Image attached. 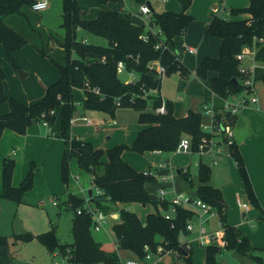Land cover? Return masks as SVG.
I'll use <instances>...</instances> for the list:
<instances>
[{
    "label": "trees",
    "instance_id": "16d2710c",
    "mask_svg": "<svg viewBox=\"0 0 264 264\" xmlns=\"http://www.w3.org/2000/svg\"><path fill=\"white\" fill-rule=\"evenodd\" d=\"M35 1L0 0V42L11 59L12 52L31 43L58 68L60 78L46 88L42 99L27 105L7 94L4 85L6 74L0 64V106L8 102L11 108L0 115V139L6 129L25 134L28 127L36 121H46L53 126L57 119L56 108L61 107V128L55 135L65 141L61 161L62 182L69 185L71 165L75 159L78 166L91 176L93 187L98 188L101 193L94 191L91 198L68 193L66 207L75 210L72 243H65L57 236L54 224L45 232L17 233L14 238L26 242L36 239L51 253L58 251L63 256L68 255L72 264H122L117 250H107L94 239L91 228L95 223L85 208L89 202L95 209L110 213L111 205H122L116 208L119 221L112 225L117 248L130 250L141 260L147 259L149 252L156 255L175 250L186 264H194L192 249L181 243L180 235L188 232L187 224L195 218V213L185 206H178L174 217L167 219L165 213L171 208V202L166 199L152 201L145 186L146 182L155 180V174L137 170L122 157L125 149L139 153H172L177 150L184 136L190 138L191 151L197 152L202 137H211L202 128V112L191 110L186 116L178 117L174 113L173 103L168 101V112L158 114L154 108L161 104V97L153 94L144 97L151 89L160 91L162 87L163 78L155 80L149 75L148 64L152 60L160 59L166 67L167 76L174 73H180L184 77L190 75V69L169 45L194 20L187 12L193 0H180V12L155 11L149 28L135 23L126 9L104 7L115 0H96L101 8L93 19L85 16L79 0H62L63 35L42 24V13L33 9ZM136 1L143 3L146 0ZM231 11L235 15L248 14L249 18L229 19L215 15L204 37L222 38L219 54L216 57H204L195 71L198 77L210 79L214 95L208 97L206 103L213 102L215 120L218 122L228 114L224 110L225 100L239 95L244 89L246 74L240 71L241 61L237 55L245 47H256L255 59L259 66L254 80L264 81V0H250L249 6L232 8ZM154 26L159 27L158 32L153 31ZM79 29L107 40V44L85 42L84 38L77 37ZM145 35L147 39L144 38ZM158 44L159 48L156 47ZM120 60L124 61L128 70L139 75L136 80L126 82L121 78L117 71ZM212 72L215 75L210 78ZM76 88L85 90V108L114 115L119 106L133 107L139 112V122L146 126L138 132L131 145L119 144L106 151L95 148L90 142L72 134V118L77 109L74 99ZM151 100L153 110H148ZM229 147L237 162L248 198L254 205L260 206L237 143L233 142ZM105 156L107 160H104ZM15 167L16 161L10 157H5L0 164V197L21 203L24 194L34 184L36 166L31 163L28 174L17 186L13 183ZM197 170L200 180L198 197L219 215L225 228V249L250 256L258 264H264V248H261L262 254H259L258 249L239 228L227 223L226 202L222 191L210 183L211 165L200 161ZM178 172L192 183L190 167L179 168ZM133 203H153L157 208L143 221L127 207ZM80 208L82 212L78 213ZM7 245L8 237L0 234V247ZM160 246L163 247L161 253ZM222 249L218 242L207 245L206 264H220L218 256Z\"/></svg>",
    "mask_w": 264,
    "mask_h": 264
},
{
    "label": "crops",
    "instance_id": "0c3cea01",
    "mask_svg": "<svg viewBox=\"0 0 264 264\" xmlns=\"http://www.w3.org/2000/svg\"><path fill=\"white\" fill-rule=\"evenodd\" d=\"M146 1L150 5L152 15L155 11L170 10L180 12L182 10L180 0H158V5H153L152 0ZM79 2L85 10L87 18L93 19L97 16L101 5L96 0H79ZM249 4L250 0L192 1L187 12L194 17V20L187 30L175 37L169 45L170 49L190 69L191 73L186 77L180 73L167 76L169 78H165L159 93L166 102L171 101L173 103L176 116H186L188 112L193 110L202 112V123H211L212 117L203 111L207 98L214 95L210 88V79L198 77L195 71L204 57L218 56L223 40L217 36L205 39L204 35L215 15L229 19L249 18L248 14L235 15L231 11L232 8H245ZM140 6L141 3L138 4L136 0H115L104 5L107 9L128 10L135 23L146 25L149 28L152 15L146 18L144 15L139 14ZM152 29L154 32L159 31L158 26H154ZM82 38L90 42L85 36ZM189 47L194 48L196 51H190ZM245 60L248 61H246L248 65L244 63L243 65L250 68L252 64L251 58L247 57ZM0 64L6 74L4 85L7 94L27 105L42 99L46 93V88L60 78L58 68L31 43L12 52L11 59L5 46L0 42ZM20 68L26 72L24 78L18 76L17 70ZM214 75L212 72L210 78ZM254 86L258 101L240 108L233 122V141L237 143L244 158L260 206L254 205L248 198L244 181L237 162L230 151L229 143L224 141L218 134H215L214 141L216 144L211 152L198 153L191 150H178L177 148L172 153L161 151L139 153L125 149L122 157L139 171H150L153 174L156 172L155 180L145 184L150 195L154 194L156 196V199L153 200L156 202L161 199V189L166 191L165 199L169 202H171L175 194L179 193L197 198L198 186L200 185L197 170L198 164L203 161L211 165L212 179L210 183L222 191L226 202L227 223L239 228L241 233L250 240V243L258 249L257 252L262 254L261 248H264V81L257 80ZM152 94L156 95V93ZM85 98L84 89L76 88L74 90L75 103L76 105L79 103L81 110L74 114L72 118V134L90 142L95 148H102L106 151L119 144L131 145L138 132L146 126L139 122V112L135 118L129 119L121 116V120L118 121V108L114 115L100 110H90L84 106ZM149 105L153 108L152 100ZM10 109V104L6 102L0 106V115L10 111ZM56 115L57 119L53 126H46L42 124L43 122L36 121L28 127L25 134L6 129L0 139V164H2L5 157L13 158L16 161L13 176L14 185H19L26 177L31 163H35L37 167V169L35 167L34 186L24 194L22 203L16 205L0 197V234L8 237V245L0 247V264H24L27 262L28 254L25 250L31 242L21 243V241H16L12 236L13 232L18 231L16 219L21 205H24V207L43 205L46 200H52V196L59 194L62 186L64 192L72 193L71 190H67L69 187L62 182L61 177V161L65 141L55 135L61 128V107L56 108ZM205 115L207 118H204ZM82 116L91 118L94 124L86 123L81 118ZM225 143L228 147L226 153L223 148ZM104 160H107V156L104 157ZM154 165L156 169H152ZM187 167H190L192 173V183L188 182L178 172L179 168ZM161 169H168V174L161 175ZM89 178L93 185L90 175ZM91 189L94 192V187ZM84 193L85 191L83 190ZM88 193L81 197L91 198ZM74 194L78 195L75 192ZM243 203L247 204V209L242 207L241 204ZM148 204L133 203L127 207L136 212L145 221L146 216L155 212L157 208L152 203V210H149ZM92 206L94 205L92 204ZM118 207L111 205L110 213L105 212L106 216L114 218V223L119 221V214L116 209ZM194 220L196 221L197 219L194 218ZM204 221L209 230L223 229L219 215L215 211L211 215H206ZM182 234L185 235V239L181 240L180 238V241L185 246L187 244L190 245L189 248L192 249L194 264H206V246L202 245L198 240L197 232L188 231ZM193 239H196L204 248L198 249L192 245ZM115 244L116 249V240ZM116 250L122 262L137 258V255L130 250L119 248ZM169 252H172L175 256L172 255L173 257L165 264H186V261L175 250H168L163 253L160 251L161 254H152L149 259H144L143 262L144 264H163L158 263V261L163 259V256ZM42 256H44L43 253ZM154 256L158 258L155 260L153 259ZM218 258L220 264H258L250 256L225 248L222 249Z\"/></svg>",
    "mask_w": 264,
    "mask_h": 264
},
{
    "label": "built area",
    "instance_id": "2783aa9c",
    "mask_svg": "<svg viewBox=\"0 0 264 264\" xmlns=\"http://www.w3.org/2000/svg\"><path fill=\"white\" fill-rule=\"evenodd\" d=\"M165 1V0H163ZM50 3V0H36L33 4V9L36 11H42L48 7ZM139 14L144 15L146 18H149V16L152 15L150 5L147 1H144L140 6V12ZM145 39H147V36H144ZM263 41V39H260ZM86 42V40H85ZM157 48L160 47V44L156 46ZM189 50L194 52L196 51L194 48L189 47ZM255 53H256V47H245L242 52H240L237 55V58L241 61L240 71L244 74H246V78L243 80V91L236 97L228 98L225 100L224 104V110L226 113H228L224 119L221 122H218L215 120V111L213 108V102L206 103L203 106V111L207 114H210L212 117V121L209 124L202 123V128L205 132H208L211 134V137L208 138L206 136L202 137V142L199 146L198 153H204V152H211L214 148V145L216 144L214 141L215 134H218L222 137V139L229 144L233 143V122L234 118L239 112L240 108L249 104V103H256L258 101V96L255 91V80L254 75L256 68L259 66L255 59ZM249 57L252 60L251 67H247L243 65V62L245 59ZM149 71L158 75V77H165L166 76V67L161 63L160 59L152 60L148 64ZM117 71L119 75L121 74H129V78H127L125 81H133L138 78V74L133 70H128L124 61L120 60L117 64ZM152 93H156V95H159L160 91L158 89H151L150 91L146 92L144 97H147L151 95ZM160 96V95H159ZM161 97V96H160ZM119 104V103H118ZM155 112L158 114H166L168 112V106L166 100L164 98H161V104L155 108ZM86 123L88 124H94L93 120L87 116L81 117ZM44 125H49L46 121H43ZM178 150H191V144H190V138L185 136L182 138ZM94 191L99 194L101 191L98 188L94 187ZM166 191L164 189H161L160 196L161 199H165ZM54 204H58V199L56 197L52 198ZM244 209H247V204L243 203L241 204ZM178 206H185L189 209H191L195 213V218L191 219L190 222L187 224V230L188 231H196L197 232V238L200 241V243L204 246L213 244L215 242H218L219 245L222 248H225L227 242L225 239V229L222 222L220 223L223 227V229L220 230H209L206 225L204 218L206 215H211L214 213L211 206L204 202L199 197L193 198L191 196H188L183 193L175 194V196L171 199V208L165 213V217L167 219H171L174 217L175 212L177 210ZM87 212H89L92 215V218L94 220V223L97 227H100L106 223V214L103 211H100L98 209H95L92 204L89 202L85 206ZM82 209H78V213H81ZM189 244L186 245L187 248H189ZM146 250H148V246H146ZM162 247H159V251H162ZM58 254L59 252L56 251ZM61 254V253H59ZM62 255V254H61ZM152 256V253H147L146 258H150ZM62 261H53L52 264H71L70 258L68 255L63 256ZM122 264H144L143 260L139 258L135 259H128L122 262Z\"/></svg>",
    "mask_w": 264,
    "mask_h": 264
},
{
    "label": "rangeland",
    "instance_id": "374dc122",
    "mask_svg": "<svg viewBox=\"0 0 264 264\" xmlns=\"http://www.w3.org/2000/svg\"><path fill=\"white\" fill-rule=\"evenodd\" d=\"M153 5H158V0H152ZM138 4H140L138 1H136ZM142 4V3H141ZM83 7V6H82ZM91 10H93L90 7ZM63 11V4L62 0H50L49 6L47 9L42 10L43 13L42 17V24L50 27L54 31H56L59 34H64V29L61 27L62 18L61 14ZM156 27V26H155ZM86 37L90 42L92 43H100V44H107V40L97 37L96 35L83 30L79 29L77 32V37L82 38ZM245 60L243 63L245 65H248V61ZM22 69V68H20ZM18 73V70H17ZM18 76L20 77L19 73ZM123 80H126L129 78V74H121L120 75ZM165 77L162 79V83L165 81ZM256 82V81H255ZM118 121L121 120V116L128 117L129 119L135 118L138 114V111L133 107H118ZM80 105L77 104V109L74 112V114H77L78 111H80ZM149 110H153L152 106L149 105ZM204 118H207L205 115ZM42 123V122H41ZM43 124V123H42ZM224 152L227 151V145L226 143L223 144ZM37 169V167H36ZM152 169H156V166H152ZM156 174V172H155ZM158 174V173H157ZM149 182V181H148ZM34 186V184H33ZM32 186V187H33ZM67 190H71L72 193H78V195H86L93 187L91 184V180L89 178V175L86 171L82 170L78 164L77 161L74 159L71 165V179L69 181ZM83 190L85 193L83 194ZM68 191L64 192L63 186L61 189V192L59 194L54 195L52 197H57L59 204H54L53 200H46L45 204L43 205H37V206H27L24 207V205H21L20 210H18L17 213V219H16V227L18 226L16 232H13L14 234L17 233H23V232H33V233H39L48 230L52 224L55 225L57 236L65 243H72L74 241V233H73V217L75 215V210L73 208H67L66 207V200ZM10 201V200H9ZM16 205H19L20 203L11 201ZM22 203V202H21ZM153 204L150 203L147 205L149 210H152ZM147 215V214H146ZM196 219V218H195ZM114 223V218L107 216L106 217V223L104 225L97 227L96 225H93L91 228L92 235L96 241H100L101 245L107 249V250H114L115 249V239L112 232V225ZM14 234L12 235L14 237ZM181 240L185 239V235L181 234ZM15 239V238H14ZM16 241H21V243H27L26 241H23L21 239H15ZM31 242L25 252L28 254L26 260L27 262L24 264H51L53 261H62L63 257L61 254H57L55 252H50L48 248L41 243L38 240H32L28 241ZM191 244V241H190ZM192 245L196 246L198 249H203L204 247L196 240L193 239ZM117 249V248H116ZM115 249V250H116ZM42 253L44 256H42ZM172 252H169L163 256L164 258L158 261V263H167L169 262V259L173 256ZM158 257L154 256L153 259H157ZM72 264V263H71ZM79 264H87V263H79ZM92 264H102V263H92Z\"/></svg>",
    "mask_w": 264,
    "mask_h": 264
},
{
    "label": "water",
    "instance_id": "95a60500",
    "mask_svg": "<svg viewBox=\"0 0 264 264\" xmlns=\"http://www.w3.org/2000/svg\"><path fill=\"white\" fill-rule=\"evenodd\" d=\"M18 73H19L20 77H22V78H24V76H26V72H24L22 69H19ZM149 75L151 77H153L155 80H157L159 78L158 75H156V74H154L152 72H149ZM160 174L161 175H167L168 174V169H161L160 170ZM88 194H89L90 197H92L93 196V190L92 189L89 190ZM150 196H151L152 201L156 199V196L154 194H151Z\"/></svg>",
    "mask_w": 264,
    "mask_h": 264
}]
</instances>
